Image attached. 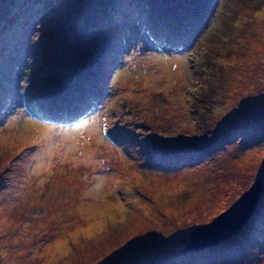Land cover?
I'll use <instances>...</instances> for the list:
<instances>
[{
	"label": "rangeland",
	"instance_id": "obj_1",
	"mask_svg": "<svg viewBox=\"0 0 264 264\" xmlns=\"http://www.w3.org/2000/svg\"><path fill=\"white\" fill-rule=\"evenodd\" d=\"M258 178L264 0H0V264H264Z\"/></svg>",
	"mask_w": 264,
	"mask_h": 264
},
{
	"label": "water",
	"instance_id": "obj_2",
	"mask_svg": "<svg viewBox=\"0 0 264 264\" xmlns=\"http://www.w3.org/2000/svg\"><path fill=\"white\" fill-rule=\"evenodd\" d=\"M264 190L262 178H258L230 208L217 216L213 221L196 227L192 231L191 241L186 250L202 249L226 240L238 232L250 219Z\"/></svg>",
	"mask_w": 264,
	"mask_h": 264
},
{
	"label": "bare ground",
	"instance_id": "obj_3",
	"mask_svg": "<svg viewBox=\"0 0 264 264\" xmlns=\"http://www.w3.org/2000/svg\"><path fill=\"white\" fill-rule=\"evenodd\" d=\"M127 3V2H126ZM124 4H125V2H124ZM127 5V4H126ZM124 7V6H123ZM125 8V7H124ZM182 17V16H181ZM184 19H185V17H184ZM182 19H180V21H181ZM97 25V24H96ZM181 27V26H180ZM179 29V28H178ZM176 37V36H175ZM95 128V127H94ZM94 128H92V130L94 129ZM94 131V130H93ZM91 132V131H90ZM100 138V137H99ZM93 144V143H92ZM91 149V148H90ZM59 229V228H58Z\"/></svg>",
	"mask_w": 264,
	"mask_h": 264
},
{
	"label": "snow or ice",
	"instance_id": "obj_4",
	"mask_svg": "<svg viewBox=\"0 0 264 264\" xmlns=\"http://www.w3.org/2000/svg\"><path fill=\"white\" fill-rule=\"evenodd\" d=\"M78 127H80V126L78 125ZM33 143H35V141H33Z\"/></svg>",
	"mask_w": 264,
	"mask_h": 264
}]
</instances>
